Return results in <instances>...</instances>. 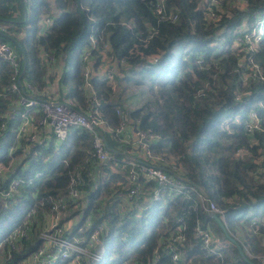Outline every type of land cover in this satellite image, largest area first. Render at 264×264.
I'll return each mask as SVG.
<instances>
[{
    "label": "trees",
    "instance_id": "trees-1",
    "mask_svg": "<svg viewBox=\"0 0 264 264\" xmlns=\"http://www.w3.org/2000/svg\"><path fill=\"white\" fill-rule=\"evenodd\" d=\"M155 2L0 0L4 27L0 42L8 43L19 55L22 83L33 88V96L45 100L52 99L48 88L57 84L63 89L58 101L86 112L90 106L86 82H90L100 101L99 114L111 129L101 127L100 132L113 156L100 162L94 134L82 126L71 127L58 143L52 135L42 142L19 137L22 108L10 109L18 106L19 93L11 87V67L0 59V165L9 170L8 175H0V192L9 188L13 178L20 180L6 205L0 207V264H21L41 246L44 218L60 200L65 203L61 222L82 213L67 232L73 239L77 235L79 244L85 245L91 231L102 225L101 258L82 264H151L155 255L157 263L168 264L164 241L170 232L179 230L185 238L178 245L181 264H264L251 255L264 254V0H222L219 6L211 0H165L162 15L155 13ZM208 9L214 19L204 16ZM53 10L60 14L45 29L40 19L45 14L51 17ZM244 23L263 30L255 51H248L263 78L245 83L241 73L252 69L244 60L246 49L234 43ZM86 47L89 59L83 61ZM176 48L183 52L167 67ZM106 64H116L112 80L119 79L121 84L135 77L136 84L145 85L139 90L144 96L141 103L128 105L120 94L114 98V85L103 73ZM252 110L259 127L247 131L244 122ZM32 115L36 124L41 112ZM235 116L242 121L220 130L224 118ZM121 122L127 129L132 124L139 131H150L155 138L149 148L167 160L172 158L179 167L177 173L195 182L208 200L223 209L222 220L244 255L195 195L171 197L166 193L154 200V182L141 179L142 192L130 199L132 203L124 211L119 198L100 207L102 192L125 193L131 185L121 165L131 155L122 152L131 149L129 141H122L128 137L127 131L124 136L114 134ZM95 164L105 174L91 188L89 173ZM75 171L81 178L79 195H86L83 204L79 195L68 194ZM138 204L144 207L139 210ZM88 216L90 224L84 226ZM197 222L219 238V254L207 256L195 232ZM24 223L28 224L27 236L15 239V247H11V233ZM69 261L61 258L55 264Z\"/></svg>",
    "mask_w": 264,
    "mask_h": 264
},
{
    "label": "built area",
    "instance_id": "built-area-1",
    "mask_svg": "<svg viewBox=\"0 0 264 264\" xmlns=\"http://www.w3.org/2000/svg\"><path fill=\"white\" fill-rule=\"evenodd\" d=\"M211 4L219 6L222 4V0H211ZM165 10V0H156L154 4V11L158 15H162ZM209 19H214L215 14L212 9H208L204 13ZM174 19V17H171ZM52 23V19L49 15H43L40 19V24L43 28L47 29ZM261 25V22H259ZM248 24L244 23V27L238 31L234 43H241L246 49L247 54L244 56V60L247 65L252 69L249 73H241V79L245 83L250 78H263L259 76V65L253 60L252 55L248 51H255L258 43L261 40L263 30L260 27L253 26L248 28ZM4 27L0 24V30ZM90 45L95 46V39L90 38ZM89 49L86 47L83 49L81 58L83 61L89 59ZM45 57H47L45 55ZM52 60V57H47ZM0 59H3L12 69V90L19 93V99L17 105L20 111L21 123L17 128V134L19 137H25L28 141H44L49 135L55 138V143L64 141L67 137V133L71 127L82 126L92 131L94 134L93 145L95 147L97 158L100 162L106 163L113 156L107 148L105 139L103 138L100 128H104L107 131H111L109 127H105V122L99 114L98 107L100 101L95 97V92L90 84L86 82L87 91H89L90 106L86 112H78L72 108L67 102L55 100H45L33 96L31 92L33 88L27 83L23 84L21 77L23 72H20L21 63L19 55L16 51L6 42H0ZM157 57H152V61H157ZM115 65L106 64L103 68V73L110 81L115 75ZM89 70L86 69L83 74L87 78ZM27 90L30 92H27ZM41 112V116L38 118L36 124L33 123L34 118L32 113ZM120 113L119 111H117ZM241 120L240 116L233 118H224L219 125L220 130H228L229 123L238 124ZM259 119L254 110L250 111L247 120L244 122L245 129L251 130L252 128L259 127ZM127 125L125 122H121L120 125L114 130V134L118 137L123 132H126ZM231 130L229 129V132ZM155 136L150 131H137L134 132V138L132 141L129 139H123L122 141L130 142L131 150L138 148L141 150V156L135 157L130 155L124 159L121 165L125 168L128 179L131 185L128 187L125 196L129 199L138 197L142 192V181L154 182L152 187V198L159 200L163 195L169 194L171 197L177 194H183L187 197L197 196L201 205L211 214L215 213L221 219H223L224 211L213 201L208 200L207 196L199 187L191 184L187 179L177 173V168L172 158L165 159L162 154L155 153L149 148V142L154 139ZM241 155L245 152L239 151ZM166 161V162H165ZM4 167V169H1ZM6 171L5 166L0 165V175L3 171ZM81 181L78 171L74 172L69 184L68 194L70 197H77L79 195V183ZM20 184L18 178H13L9 183V188L6 191L0 192V207L6 205V198L9 197L12 192L16 191ZM144 206L137 205L140 210ZM65 208V203L62 200L55 202L50 210L51 216L50 225L41 232L43 243L36 250H34L26 259L30 264H55L61 258H70L69 264H82L83 262H89L91 260H99L101 258V237L102 225L96 226L86 239V244L81 245L78 243V238H70L64 228L60 225L61 213ZM180 220V218H179ZM254 226V232L258 231L257 222L255 219L252 221ZM178 228H181L179 226ZM28 224L24 223L22 226L16 227L10 235V246L15 247L14 242L17 238H24L27 236ZM195 232L197 236L201 238L202 246L206 251L207 256L219 254V238L207 227L201 226L197 222L195 226ZM184 235L179 231L170 232L168 240L164 241V247L167 248V253L170 258L168 264H181V252L179 250V244L184 240ZM259 259L260 262H264V254H251ZM158 256H154L151 264H167L157 263ZM132 264H136L133 262Z\"/></svg>",
    "mask_w": 264,
    "mask_h": 264
},
{
    "label": "rangeland",
    "instance_id": "rangeland-1",
    "mask_svg": "<svg viewBox=\"0 0 264 264\" xmlns=\"http://www.w3.org/2000/svg\"><path fill=\"white\" fill-rule=\"evenodd\" d=\"M59 14H60L59 11L53 10V12L51 13L52 21L56 20L58 18ZM204 16H205V14H204ZM21 28H23V30H24L25 24H22ZM173 52H174V55L172 56V59H171V61L168 64L167 67H170V66L172 67L175 64L178 56H180L182 54L183 50L181 48H176V49L173 50ZM119 75H120L121 78L124 76V74L122 72ZM145 76H147V74H145ZM165 76H166V78H169L171 75H170L169 72H167ZM135 79L136 78L133 77L130 80L122 81L121 84H120L119 79L111 80L113 85H114V92H115V97L114 98H117L118 94H120L121 98L126 100L128 105L133 106L134 102L141 103L142 99L144 98V96L139 93V90L145 88V85L136 84L135 83ZM56 87L57 88H55V95H56V98H59L63 94V89L60 86H58L57 84H56ZM125 134L126 133H123L122 135L124 136ZM1 169H4V167H1ZM4 174L8 175L9 174V170L6 169V171L4 170L3 173H1V175H4ZM89 174H90V183L89 184H90V186L92 188V187H95L96 183L100 182V179L103 178V176L105 174V171H104V169H102L100 167V165L95 164L91 168ZM114 194H116V195L114 196ZM79 196H80V200H81L82 204L85 203L86 202V195L81 192ZM115 198H119L118 202L121 201L119 203V206H120V208L123 211L130 206L129 203H132V200L127 198L125 196V194L122 193L121 191H115V193L113 191H111L109 193L102 192L100 194L99 199H98L100 207L106 206L107 204L111 203ZM79 204H81V203H79ZM81 214L82 213L80 211L78 214L73 216L71 219H67V220L62 221V222L60 220V222H61L60 225L64 228L65 232H68V231H70V230H72L74 228V226L80 220V218L82 216ZM47 218H48V220L46 222H44V229L47 228L48 225H50L51 216L49 214H47ZM62 218H63V212L61 213V219ZM89 224H90V218L88 216L87 219L85 220V224H83V225L85 226V225H89ZM253 231H254V227H253ZM75 237L78 238L77 235ZM191 263H192V261H191ZM21 264H30V263L27 260H23L21 262Z\"/></svg>",
    "mask_w": 264,
    "mask_h": 264
},
{
    "label": "water",
    "instance_id": "water-1",
    "mask_svg": "<svg viewBox=\"0 0 264 264\" xmlns=\"http://www.w3.org/2000/svg\"><path fill=\"white\" fill-rule=\"evenodd\" d=\"M240 63H241V61H240ZM10 109H19V106H14V107H11ZM133 130H134V132L137 131V127L135 125H133ZM188 181L191 184H193L194 186L198 187V185L195 182H193L191 180H188ZM211 215L218 221V223H219L221 229L223 230L224 234L226 235V237L236 245L240 254L244 255L240 242L227 230L223 220L219 216H217V214H215V213H212Z\"/></svg>",
    "mask_w": 264,
    "mask_h": 264
},
{
    "label": "crops",
    "instance_id": "crops-1",
    "mask_svg": "<svg viewBox=\"0 0 264 264\" xmlns=\"http://www.w3.org/2000/svg\"><path fill=\"white\" fill-rule=\"evenodd\" d=\"M55 88H57L56 87V84H54V85H52L51 87H49L48 88V93L50 94V96H51V100H55V99H57L56 98V95H55ZM127 138L129 139V141H132V139L134 138V130H133V125L132 124H130V126H129V128H128V130H127ZM122 152H127V154L129 153V154H131V155H133V156H135V157H139V156H141V150L140 149H138V148H135V149H126V151H125V149H124V151H122ZM45 221H47L48 220V218H47V216H45ZM219 244H220V242H219Z\"/></svg>",
    "mask_w": 264,
    "mask_h": 264
}]
</instances>
